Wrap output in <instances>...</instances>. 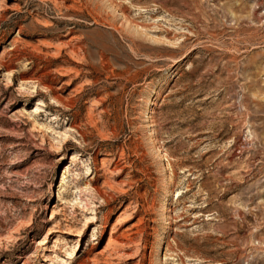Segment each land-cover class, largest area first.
Segmentation results:
<instances>
[{
  "label": "rangeland",
  "instance_id": "1",
  "mask_svg": "<svg viewBox=\"0 0 264 264\" xmlns=\"http://www.w3.org/2000/svg\"><path fill=\"white\" fill-rule=\"evenodd\" d=\"M0 264H264V0H0Z\"/></svg>",
  "mask_w": 264,
  "mask_h": 264
}]
</instances>
